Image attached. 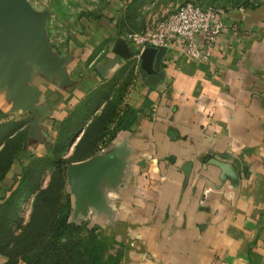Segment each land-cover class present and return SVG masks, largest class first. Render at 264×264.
Here are the masks:
<instances>
[{
    "label": "crops",
    "instance_id": "obj_1",
    "mask_svg": "<svg viewBox=\"0 0 264 264\" xmlns=\"http://www.w3.org/2000/svg\"><path fill=\"white\" fill-rule=\"evenodd\" d=\"M128 1L30 0L48 12L44 33L59 69L19 56L25 80L14 89L0 76V113L36 111L32 150L47 152L126 62L113 46ZM65 6L74 26L61 44L52 17ZM226 6L229 27L210 58L187 55L173 38L154 61L156 73L138 60L124 102L131 124L96 150L120 148L124 169L117 183L99 186L104 209L90 206L85 217L125 245L129 264H264V2Z\"/></svg>",
    "mask_w": 264,
    "mask_h": 264
},
{
    "label": "rangeland",
    "instance_id": "obj_2",
    "mask_svg": "<svg viewBox=\"0 0 264 264\" xmlns=\"http://www.w3.org/2000/svg\"><path fill=\"white\" fill-rule=\"evenodd\" d=\"M185 1L188 0H130L126 2L116 20L118 26L117 39L123 38L134 47L135 54L133 58L136 61L126 58V62L122 65L120 64L118 68H114L113 72L108 76L109 79L94 91H102L100 94L106 97V104L100 106L101 110L96 108L98 103H100L101 97H95L90 103L92 95L95 94L93 92L89 98L82 102L76 113L65 121L55 140L48 144V150L44 154L37 150H32L34 144L40 139V137L36 136L34 130L36 128L34 124L37 123V126H39L38 121H36L38 115L35 110L13 117H10L9 114L0 113V138L12 129L16 123L23 124L17 130L15 137L7 138V142L16 143L15 148H19L18 152L15 149L6 157V154H3L4 152L1 153L3 143L0 144V159L5 163L7 158H13L0 182L1 248L19 252L20 249L27 248L28 238L32 239L38 236L40 241L41 239L45 240L48 237L46 235L49 234V230L53 227L51 223L55 220L57 213L63 210L65 203L69 199L72 203L69 220L78 226L72 232L75 242L81 247L80 249L85 252L95 236L102 240L105 233L101 226L94 220L85 217L88 211L84 212L76 208L75 195L72 192L66 173L68 163L72 159L88 155L94 148L95 150L101 149L99 144L103 143L102 137L106 133H108V136L112 135L120 122V118L127 117L129 109L124 103L125 96L131 80L139 68L138 60L140 59L138 55L140 43L134 39V36L145 37L149 35L160 19ZM192 1L202 4L218 3L224 6L226 4L255 6L264 2V0ZM99 5H103V2L100 1ZM68 8L67 6L59 7L60 14L52 17L53 26L59 32L56 37H59L60 34L62 35L61 44L65 42L66 35L70 31L69 26H74L73 21H70L72 15L68 13ZM66 20L69 21V24H67ZM63 26L68 29L65 34L59 29ZM109 63H111L110 67H112L115 60ZM80 124H83V129L79 132L78 138H76L74 143L70 142L71 136ZM112 125L113 127H111ZM13 148L9 144V150L11 151ZM59 176H62V178L59 179ZM43 195L47 199L40 201L39 197ZM36 209L38 214L29 229L31 233H26L25 230L29 227ZM48 221L49 227L47 226ZM43 226H46L45 236L39 234V229ZM106 235L108 237V240L105 241L106 243H101L96 247L97 252H104L102 264H129L126 259L125 245L113 235ZM40 241L35 244L39 245ZM31 252H28V254ZM17 255V264H29L24 257V253H17ZM98 262L97 264H99Z\"/></svg>",
    "mask_w": 264,
    "mask_h": 264
},
{
    "label": "water",
    "instance_id": "obj_3",
    "mask_svg": "<svg viewBox=\"0 0 264 264\" xmlns=\"http://www.w3.org/2000/svg\"><path fill=\"white\" fill-rule=\"evenodd\" d=\"M48 16V12L35 9L30 0H0V76L5 83H11L14 89L22 88L25 80V69L18 59L21 55L59 69L58 58L51 53L44 33ZM165 48L149 45L142 50L141 67L148 74L157 72L154 61ZM113 51L129 58L134 54V47L123 38H118ZM105 69V65L98 67L101 73ZM123 169V152L120 148L70 162L66 173L75 195L76 208L84 212L90 206L104 209V197L99 186L105 180L111 184L117 183Z\"/></svg>",
    "mask_w": 264,
    "mask_h": 264
},
{
    "label": "trees",
    "instance_id": "obj_4",
    "mask_svg": "<svg viewBox=\"0 0 264 264\" xmlns=\"http://www.w3.org/2000/svg\"><path fill=\"white\" fill-rule=\"evenodd\" d=\"M102 91L94 92L95 94L92 95V98L90 99V103L92 102L95 97H101L100 103L102 101H106V97L101 95ZM100 103L96 106L98 108L100 106ZM106 104V103H105ZM104 104V105H105ZM134 114V111L132 109H129V112L127 113V117L120 118V122L118 123V126L114 130L113 134L106 137L104 139L105 135H108L106 133L102 138L103 141L107 142L108 139L112 138L114 136L116 130H118L120 127H128L131 124L130 117ZM84 124V123H83ZM83 124H80L77 126V130L74 131L73 135L71 136L70 142L74 139L76 134L79 132L81 127H83ZM23 126L22 123H16L15 126L10 129L5 135L1 136L0 138V144L3 143V148L1 149V153L6 154V157L9 153L14 151L16 149V152L19 151V148H15L16 143H12L11 141L7 142L8 137H15L17 135V130ZM83 137V136H82ZM81 137V139H82ZM100 141V139H99ZM8 144V145H7ZM9 144L10 147H14L11 151L9 150ZM95 148L90 151L88 155L82 156L77 159H84L88 156L94 155L96 153ZM9 157V156H8ZM77 159H72L69 161L72 162ZM13 158H7L6 162L4 163L3 160L0 159L1 166H0V182L5 176L9 165L12 163ZM68 163V164H69ZM62 176H59V179H61ZM47 197L45 195L39 197V200H46ZM72 209V203L71 200H67V202L64 205V208L62 211L57 213V216L53 223H51V226H53L49 230V234L46 235V226H43L39 229V234L41 236H48L45 240L40 241V238L38 236L32 238V239H27V248L20 249V251H15V250H10V249H5L0 247V253L4 254L7 258L6 261L0 264H17L18 263V255L17 253H24V257L28 261L29 264H102V261L104 260V252L96 251V247L99 246L101 243H104L106 240H108V237L106 233L104 234V237L102 240H100L97 236L92 238L90 245L88 248L85 250V252L80 249L81 247L75 242L73 238V232L72 230L75 227H78L76 223L71 222L69 220L70 213ZM38 214V210L36 209L29 227L25 230L27 233H31L29 231L31 224L35 222V217ZM47 226L49 227V221ZM37 241H40V246L38 244H35ZM32 243V244H31ZM106 243V242H105ZM23 245V244H20ZM33 245V246H32ZM39 246V247H38ZM22 250V252H21ZM32 251L31 253L28 254V252ZM17 252V253H16ZM111 258V255H110ZM104 263V262H103Z\"/></svg>",
    "mask_w": 264,
    "mask_h": 264
},
{
    "label": "built area",
    "instance_id": "obj_5",
    "mask_svg": "<svg viewBox=\"0 0 264 264\" xmlns=\"http://www.w3.org/2000/svg\"><path fill=\"white\" fill-rule=\"evenodd\" d=\"M227 8L218 3L185 1L160 19L149 35L134 36L140 43L138 55L146 46H168L174 38L187 55L196 59L210 58L218 36L229 27Z\"/></svg>",
    "mask_w": 264,
    "mask_h": 264
}]
</instances>
